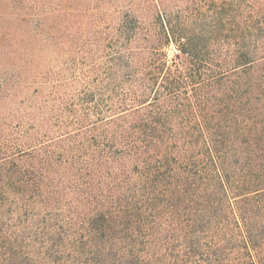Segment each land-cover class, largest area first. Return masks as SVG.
Segmentation results:
<instances>
[{"label":"trees","instance_id":"obj_1","mask_svg":"<svg viewBox=\"0 0 264 264\" xmlns=\"http://www.w3.org/2000/svg\"><path fill=\"white\" fill-rule=\"evenodd\" d=\"M0 264H264V0H0Z\"/></svg>","mask_w":264,"mask_h":264},{"label":"rangeland","instance_id":"obj_2","mask_svg":"<svg viewBox=\"0 0 264 264\" xmlns=\"http://www.w3.org/2000/svg\"><path fill=\"white\" fill-rule=\"evenodd\" d=\"M43 46H44V45H43ZM173 53H174V52L171 50V51L169 52L170 56H172ZM44 65L49 66L50 68L55 69L56 71H59V70L61 69L59 63H57V62L45 61V62H44Z\"/></svg>","mask_w":264,"mask_h":264}]
</instances>
